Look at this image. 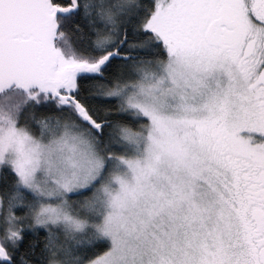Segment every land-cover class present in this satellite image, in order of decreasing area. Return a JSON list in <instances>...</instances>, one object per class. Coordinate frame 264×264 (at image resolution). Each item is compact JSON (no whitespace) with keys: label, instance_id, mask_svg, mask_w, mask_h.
Listing matches in <instances>:
<instances>
[{"label":"snow or ice","instance_id":"6c2138e0","mask_svg":"<svg viewBox=\"0 0 264 264\" xmlns=\"http://www.w3.org/2000/svg\"><path fill=\"white\" fill-rule=\"evenodd\" d=\"M0 264H264V0H0Z\"/></svg>","mask_w":264,"mask_h":264}]
</instances>
